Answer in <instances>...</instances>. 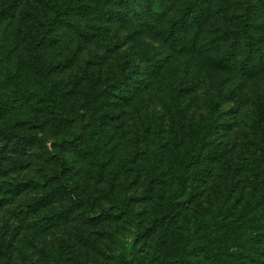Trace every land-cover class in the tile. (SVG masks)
<instances>
[{"label":"rangeland","instance_id":"1","mask_svg":"<svg viewBox=\"0 0 264 264\" xmlns=\"http://www.w3.org/2000/svg\"><path fill=\"white\" fill-rule=\"evenodd\" d=\"M66 1L0 0V130L37 138L21 150L0 140V264H155L150 258L163 240L201 238L204 229L213 237L233 225L246 229L252 250L264 247L257 214L264 201L252 205L263 177L264 71L217 64L231 32L245 23L255 21L264 38V0H205L193 51L174 48L162 33L167 17L191 0H160L170 14L155 29L132 10L138 0H84L85 8L69 11L40 42L50 6ZM111 10L122 14L107 18ZM152 72L150 83L132 88ZM50 85L72 122L53 119L36 98ZM212 103L218 121L205 146L222 160H213L204 180L190 173L176 227L147 230L180 186L169 168L189 144L180 115L196 124ZM60 160L68 162L65 180L90 207L56 192ZM126 201L132 215L88 217ZM60 211L67 215L47 224Z\"/></svg>","mask_w":264,"mask_h":264},{"label":"trees","instance_id":"2","mask_svg":"<svg viewBox=\"0 0 264 264\" xmlns=\"http://www.w3.org/2000/svg\"><path fill=\"white\" fill-rule=\"evenodd\" d=\"M126 5L130 6L128 0H118ZM160 0H138L140 3L136 7H132V10H136L135 14L139 18L144 16L147 20V24L151 28H160V20L166 15L170 14L167 9L160 7ZM137 2V3H138ZM159 2V4H158ZM205 0H191L188 1L183 10L179 15L167 17L168 22L165 28H162V33L164 34L165 40L169 42L171 46L178 50H186L191 48V51L195 50L194 41L198 35L202 21L205 19L206 13L204 11ZM159 5V6H158ZM199 6V9L192 18H190V13L193 7ZM143 7L144 11H139V8ZM51 12L43 25L42 35L40 42L46 43L49 39L50 34L61 20L68 14L69 11L80 12L85 8L84 0H67L61 6H50ZM121 11L111 10L108 14H104L107 18L114 16H121ZM163 18V19H164ZM165 20V19H164ZM245 23L244 26L231 32L230 42L228 43L225 55L218 59L217 64L227 68H239L241 70L255 71L261 69L264 71V38L262 34H258V24ZM190 28L193 29V38L191 44L188 46V33ZM255 28V29H254ZM257 28V29H256ZM257 30V31H256ZM244 38L245 41L241 40ZM194 42V43H193ZM242 48L243 56L239 55V50ZM153 58H156L153 54ZM158 62L162 63V59H157ZM160 66V65H158ZM157 71L156 69H154ZM264 73V72H263ZM156 76L154 72L148 74L147 79H134L132 81V88L136 90L140 89L141 86L150 83L151 77ZM19 93L23 96H28V91L18 88ZM16 94L18 92H15ZM37 99L45 100L47 102V111L51 114V117L58 122H72L73 117L64 115L56 106L57 96L53 91V85L48 86L46 93L35 94ZM217 103H212L210 111L206 115H202L198 123H192L185 121L184 115H180V120L178 121L181 128L186 131L189 137V144H187L185 150L183 151L181 158L180 155L175 154V165H169V168L174 167L175 171L172 173V177L176 179L179 183V187L174 190H170V194L165 196V206L161 211L160 215H156L152 223L149 225L148 229L154 231L160 226L171 227L177 226L179 220V214L181 212V206L189 201L190 196H183V189L185 184L190 178V173L193 172L194 180H204L205 177L209 176L211 173V168L213 167V160L218 161L220 155L218 150L213 148L212 150H206V141L204 139L205 133L214 129L217 124ZM259 149L262 155V167H263V177L260 181L259 194L254 197L256 200L252 205L261 206L264 201V128L263 132L259 136ZM0 140H7L12 142L17 146L18 150L25 149L27 144H33L37 138L32 136L25 137L18 135L9 130H0ZM177 155V156H176ZM179 159H181L179 161ZM60 172L55 175L56 181L58 183L56 192L61 195L69 196L75 203L85 205L90 207L89 202L80 197L78 186L69 184L63 173L68 169V162L66 160H60ZM131 203L126 201L122 205H113L108 208H103L101 212L93 213L92 211L88 214V217L95 220H99L101 217H122L127 213L131 212ZM257 214L262 213V219L264 220V210ZM133 213L131 212L130 215ZM67 215V211H60L55 216L47 218V224H51L54 221ZM215 220L210 224L206 225L205 228L211 230L210 225L215 224ZM200 221V219H199ZM204 229V228H203ZM246 229H242V225L230 226L227 230L215 233L213 237L207 236L212 234L204 229L201 238L197 237L196 232L189 233L181 239H175L174 241H162L161 251L157 249L156 253L151 256L150 260L155 262V264H264V247L259 250H252L251 245H249L246 238ZM191 232V231H189ZM139 235L140 232L138 231ZM170 250H169V249ZM164 249H166L164 251ZM163 255V256H162ZM144 262V261H143ZM150 263V261H149ZM148 263V264H149Z\"/></svg>","mask_w":264,"mask_h":264}]
</instances>
